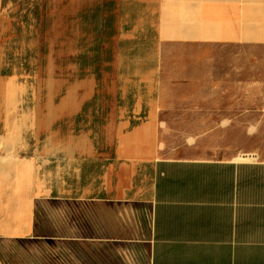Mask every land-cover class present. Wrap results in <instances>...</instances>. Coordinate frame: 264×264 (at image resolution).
<instances>
[{
  "label": "crops",
  "instance_id": "obj_1",
  "mask_svg": "<svg viewBox=\"0 0 264 264\" xmlns=\"http://www.w3.org/2000/svg\"><path fill=\"white\" fill-rule=\"evenodd\" d=\"M256 92L264 0H0V264H264V159L161 151Z\"/></svg>",
  "mask_w": 264,
  "mask_h": 264
},
{
  "label": "rangeland",
  "instance_id": "obj_2",
  "mask_svg": "<svg viewBox=\"0 0 264 264\" xmlns=\"http://www.w3.org/2000/svg\"><path fill=\"white\" fill-rule=\"evenodd\" d=\"M242 124L183 123L163 118L162 155L169 158L264 159V92L248 93Z\"/></svg>",
  "mask_w": 264,
  "mask_h": 264
}]
</instances>
